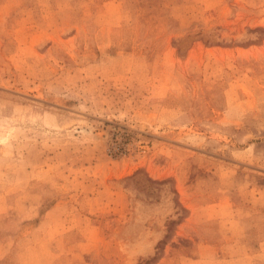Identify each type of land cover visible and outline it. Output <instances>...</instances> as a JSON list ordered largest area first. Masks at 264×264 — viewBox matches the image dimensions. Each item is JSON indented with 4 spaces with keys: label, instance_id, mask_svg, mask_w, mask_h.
Returning a JSON list of instances; mask_svg holds the SVG:
<instances>
[{
    "label": "rangeland",
    "instance_id": "obj_1",
    "mask_svg": "<svg viewBox=\"0 0 264 264\" xmlns=\"http://www.w3.org/2000/svg\"><path fill=\"white\" fill-rule=\"evenodd\" d=\"M0 264H264V0H0Z\"/></svg>",
    "mask_w": 264,
    "mask_h": 264
}]
</instances>
